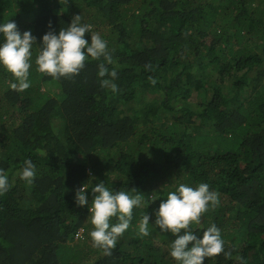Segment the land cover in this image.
Wrapping results in <instances>:
<instances>
[{
	"label": "trees",
	"instance_id": "1",
	"mask_svg": "<svg viewBox=\"0 0 264 264\" xmlns=\"http://www.w3.org/2000/svg\"><path fill=\"white\" fill-rule=\"evenodd\" d=\"M77 14L107 40L118 90L101 87L103 58L59 79L33 64L22 91L0 68V169L13 182L0 195V264H176L175 237L138 224L178 183L201 182L220 202L190 227L215 223L232 250L205 264H264V0H0V23L37 44ZM26 158L32 184L18 177ZM100 181L145 197L110 256L74 204Z\"/></svg>",
	"mask_w": 264,
	"mask_h": 264
},
{
	"label": "clouds",
	"instance_id": "2",
	"mask_svg": "<svg viewBox=\"0 0 264 264\" xmlns=\"http://www.w3.org/2000/svg\"><path fill=\"white\" fill-rule=\"evenodd\" d=\"M92 25L82 22L80 14L72 17L67 27L59 31L49 29L40 38L39 44L31 30L21 32L14 20L0 23V68L14 77L10 87L25 90L30 87V70H35L53 79L75 76L84 68L89 59L100 60L98 77L101 87H109L113 92L118 86L113 82L117 77V68L111 71L105 64L113 63L108 50V42L99 33L93 32L90 38L86 35ZM38 51L33 60V47ZM148 67V66H146ZM109 76L111 79H104ZM155 83V80L152 81ZM36 176V165L26 158L18 171L19 179L32 184ZM13 186L9 176L0 169V195L7 193ZM90 193H87L88 189ZM91 195V200L88 196ZM144 195L137 189L114 191L104 181L94 185L82 184L75 192L74 204L85 208L89 217L91 230L89 236L93 246L101 248L104 255L110 256L117 240L129 228L134 208L141 207ZM219 193L211 190L206 182L195 186L178 183L174 190L161 199L152 213L146 208L138 224V235H150V227L162 233H169L175 238L171 241L169 256L176 264H205L209 257L223 254L225 258L232 256V250L226 249L221 229L215 223L197 235L190 225L199 224L202 214L209 208L219 205ZM115 217L116 222H112ZM80 230V234H82ZM237 259H241L239 256Z\"/></svg>",
	"mask_w": 264,
	"mask_h": 264
},
{
	"label": "rangeland",
	"instance_id": "3",
	"mask_svg": "<svg viewBox=\"0 0 264 264\" xmlns=\"http://www.w3.org/2000/svg\"><path fill=\"white\" fill-rule=\"evenodd\" d=\"M234 75H235V74H234ZM234 75H232V76L230 77V78H232L233 80H235V76H234ZM233 80H232V81H228V77H224L223 82H225L227 86H230L231 83L234 82Z\"/></svg>",
	"mask_w": 264,
	"mask_h": 264
}]
</instances>
